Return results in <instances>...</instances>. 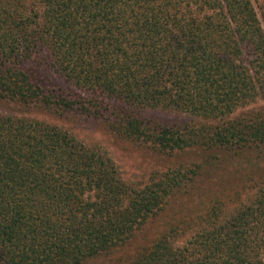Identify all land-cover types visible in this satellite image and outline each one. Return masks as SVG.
<instances>
[{"label":"trees","instance_id":"trees-1","mask_svg":"<svg viewBox=\"0 0 264 264\" xmlns=\"http://www.w3.org/2000/svg\"><path fill=\"white\" fill-rule=\"evenodd\" d=\"M261 16L0 0V264H264ZM67 119L136 144L142 178Z\"/></svg>","mask_w":264,"mask_h":264},{"label":"rangeland","instance_id":"rangeland-1","mask_svg":"<svg viewBox=\"0 0 264 264\" xmlns=\"http://www.w3.org/2000/svg\"><path fill=\"white\" fill-rule=\"evenodd\" d=\"M252 2L262 19L261 14L263 13L264 16V0H252ZM49 117L53 119V115H49ZM51 121L52 123H56L53 120ZM63 126L72 129L73 133H79V137L84 143L88 145H97L99 148L106 151L114 159L120 173L124 175L125 178L137 182L147 170V167H145L147 159L145 156H142L143 153L139 151L136 144L120 142L114 138L113 135L107 132L105 133L96 126L87 125L85 121H78V119H67L64 121Z\"/></svg>","mask_w":264,"mask_h":264}]
</instances>
